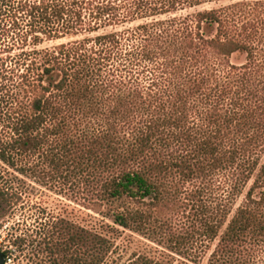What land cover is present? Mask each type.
Here are the masks:
<instances>
[{"label": "trees", "instance_id": "16d2710c", "mask_svg": "<svg viewBox=\"0 0 264 264\" xmlns=\"http://www.w3.org/2000/svg\"><path fill=\"white\" fill-rule=\"evenodd\" d=\"M10 169L196 264H264V0H0V211Z\"/></svg>", "mask_w": 264, "mask_h": 264}, {"label": "rangeland", "instance_id": "374dc122", "mask_svg": "<svg viewBox=\"0 0 264 264\" xmlns=\"http://www.w3.org/2000/svg\"><path fill=\"white\" fill-rule=\"evenodd\" d=\"M227 3L229 1L206 3L188 12ZM51 45L53 43L44 44ZM231 60L241 63L245 56L238 53ZM15 176L23 177L13 169L5 174L9 179L7 185L21 188L24 194L21 203L2 207L0 211V250L11 251L5 264H84L85 257L89 259L88 264H96L90 256L96 252L102 257L99 264L141 263L146 258L167 260L169 264H196L171 251L161 233L142 235L115 225L102 212L107 208L98 209L84 202L75 185L60 181L40 185L25 177V182L18 185ZM187 202L180 212L174 208L168 210L171 216L167 228L178 235L193 231L194 206L191 201ZM69 226L72 232L74 226L97 231L99 233L91 234L106 238L107 243L101 245L99 241L94 247H86L81 238L84 233H67ZM28 228H31L30 233H26ZM194 244L202 247L200 243ZM198 264H207V257Z\"/></svg>", "mask_w": 264, "mask_h": 264}, {"label": "water", "instance_id": "95a60500", "mask_svg": "<svg viewBox=\"0 0 264 264\" xmlns=\"http://www.w3.org/2000/svg\"><path fill=\"white\" fill-rule=\"evenodd\" d=\"M5 263V259L2 257V255L0 254V264H4Z\"/></svg>", "mask_w": 264, "mask_h": 264}, {"label": "flooded vegetation", "instance_id": "af4514ba", "mask_svg": "<svg viewBox=\"0 0 264 264\" xmlns=\"http://www.w3.org/2000/svg\"><path fill=\"white\" fill-rule=\"evenodd\" d=\"M0 254L2 255V257H3V254H2V252L0 251ZM4 258V257H3Z\"/></svg>", "mask_w": 264, "mask_h": 264}, {"label": "built area", "instance_id": "2783aa9c", "mask_svg": "<svg viewBox=\"0 0 264 264\" xmlns=\"http://www.w3.org/2000/svg\"><path fill=\"white\" fill-rule=\"evenodd\" d=\"M5 264V263H4Z\"/></svg>", "mask_w": 264, "mask_h": 264}]
</instances>
